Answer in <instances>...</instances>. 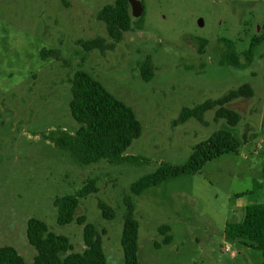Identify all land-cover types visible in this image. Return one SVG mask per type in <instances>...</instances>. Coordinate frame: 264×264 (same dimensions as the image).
<instances>
[{
    "label": "rangeland",
    "instance_id": "1",
    "mask_svg": "<svg viewBox=\"0 0 264 264\" xmlns=\"http://www.w3.org/2000/svg\"><path fill=\"white\" fill-rule=\"evenodd\" d=\"M138 1L142 29L132 26L112 51H92L81 65L140 122V137L124 153L146 163L134 167L103 161L77 165L43 136L76 131L68 110V80L80 67V44L97 36L107 39L95 16L113 0H0V248H11L25 264H34L36 252L26 230L27 222L37 219L49 232L67 238L71 253H81L82 226L57 225L53 203L93 181L96 192L79 200L75 218L84 217L104 232L101 246L108 264H123L122 198L130 184L162 162L184 164L195 145L227 130L241 143L237 154L134 197L137 261L262 264L259 251L226 239L223 230L226 222L239 221L255 198L264 202V184L255 196L236 197L250 191L253 180L261 181L264 168V44L255 50L253 63L236 70L219 66L218 40L233 41L240 54L251 38L264 36V0ZM198 38L207 41L203 55L196 53ZM41 49L59 50L66 66L40 60ZM146 56L154 67L147 83L136 70ZM242 84L252 88V98L226 105L241 117L236 126L215 121L213 109L203 123L174 124L182 109L216 101ZM98 202L113 210L114 219L101 217ZM162 225L170 228L168 246L157 231Z\"/></svg>",
    "mask_w": 264,
    "mask_h": 264
},
{
    "label": "trees",
    "instance_id": "2",
    "mask_svg": "<svg viewBox=\"0 0 264 264\" xmlns=\"http://www.w3.org/2000/svg\"><path fill=\"white\" fill-rule=\"evenodd\" d=\"M143 14L139 18L132 17L126 0H113L104 5L97 13L96 20L104 25L106 38L97 36L80 44V67L68 80L70 101L68 110L70 117L77 124L73 134L61 130H54L43 134L45 139L53 142L54 146L77 165L87 166L98 162H106L117 166L127 164L140 167L146 164L142 157L125 156L124 153L133 141L137 140L142 132V126L137 120L133 110L122 101L115 98L99 81L81 69V65L92 51L100 54L112 51L120 43L123 36L132 26L141 30ZM197 40L196 53L203 55L207 41ZM219 44V61L221 67L228 66L236 70H244L254 60V52L264 44V36L253 37L249 46L240 54L236 52L233 41L221 38ZM40 60L52 59L63 64L67 62L61 57L57 49H41ZM241 57L243 61L241 62ZM136 70L144 82L153 78L154 67L150 56H146L137 63ZM253 90L248 84H242L234 90L228 91L216 101H204L192 108L182 109L175 125L182 124L190 119L203 123L206 112L214 110V120H223L229 127L236 126L241 117L227 104L238 99H250ZM49 136V138H48ZM241 143L229 131L218 130L213 132L206 140L195 145L187 161L179 166L160 163L150 174L144 175L129 186V194L122 198V229L120 246L123 255V264H138V223L135 219L134 197L143 191L156 187L163 182L175 179L182 175H194L207 163L228 154H237ZM264 184V168L261 181L253 180L252 189L236 197L253 196L261 190ZM96 189L93 181H88L75 195H63L56 198L53 205L56 210V223L59 226L75 222L82 226L83 250L81 253H71L68 239L56 236L49 232L46 225L37 219L27 222L26 236L36 256L34 264H108L103 255L101 236L94 225L85 222L84 217L75 218V211L80 199L94 194ZM255 192V193H254ZM255 196V195H254ZM253 202L244 207L242 218L237 222H226L223 233L226 239L237 242L249 249L259 251L264 264V202ZM101 217L112 220L115 213L102 202L97 203ZM162 245L168 246L172 242L170 228L162 225L158 229ZM159 248V244L155 245ZM63 258H61V256ZM0 264H25L22 258L11 248H0Z\"/></svg>",
    "mask_w": 264,
    "mask_h": 264
},
{
    "label": "water",
    "instance_id": "3",
    "mask_svg": "<svg viewBox=\"0 0 264 264\" xmlns=\"http://www.w3.org/2000/svg\"><path fill=\"white\" fill-rule=\"evenodd\" d=\"M129 8H130V13L132 17L134 18H139L142 14L141 10V4L138 0H126Z\"/></svg>",
    "mask_w": 264,
    "mask_h": 264
},
{
    "label": "built area",
    "instance_id": "4",
    "mask_svg": "<svg viewBox=\"0 0 264 264\" xmlns=\"http://www.w3.org/2000/svg\"><path fill=\"white\" fill-rule=\"evenodd\" d=\"M225 251H228V248H226Z\"/></svg>",
    "mask_w": 264,
    "mask_h": 264
}]
</instances>
